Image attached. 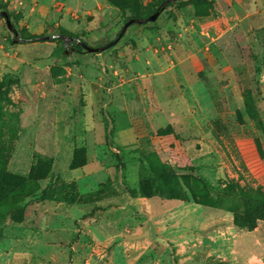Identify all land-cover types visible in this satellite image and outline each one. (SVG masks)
<instances>
[{
    "label": "rangeland",
    "instance_id": "rangeland-1",
    "mask_svg": "<svg viewBox=\"0 0 264 264\" xmlns=\"http://www.w3.org/2000/svg\"><path fill=\"white\" fill-rule=\"evenodd\" d=\"M156 1L0 0V264H264V0L44 39Z\"/></svg>",
    "mask_w": 264,
    "mask_h": 264
},
{
    "label": "trees",
    "instance_id": "trees-1",
    "mask_svg": "<svg viewBox=\"0 0 264 264\" xmlns=\"http://www.w3.org/2000/svg\"><path fill=\"white\" fill-rule=\"evenodd\" d=\"M163 0H158L156 1L155 3H152L146 11L142 12L140 11L137 7L135 6H131L129 9L131 11V14L130 15H125L123 13L122 15V18L124 20V23L129 19V18H132V17H139V18H145L149 15H151L152 13H154L158 8H161V3H162ZM184 0H176L174 2H171L167 5L166 9L179 3V2H182ZM196 1H202V0H196ZM5 9V8H4ZM2 7H0V11L4 10ZM126 8H122L123 12L125 11ZM156 21V20H155ZM153 21V22H155ZM147 23H152V22H147ZM120 32V31H119ZM119 32L117 33L116 37L118 36ZM57 33H63V34H66V35H71V36H79L80 38H82V35L78 34V33H73V32H70L68 30H66L65 28H59L58 29V32ZM57 33H54V34H57ZM24 39L28 40V39H32V38H36V37H41V36H37V35H34V36H25L23 33H21V35ZM114 38V39H115ZM52 41H57L58 42V47L54 50V52L52 53V57L55 58L56 56H65L66 55V45L64 43V41L62 40V38H59V37H56V38H53L51 37L50 38ZM113 40V39H112ZM121 40V38L116 42V44ZM111 41V40H110ZM109 41V42H110ZM116 44L112 45L111 47H114ZM72 46H74V49H79L80 51H83L85 50L80 44L78 43H74ZM110 47V48H111ZM96 54V53H94ZM14 81L13 77L11 76H8V77H5L3 80L0 81V102L6 97L7 93H8V89H9V86L10 84ZM116 155L118 156V154L116 153ZM119 157V156H118ZM220 192H224L225 190H218ZM241 196H244V198H246L248 192L247 190L246 191H243L240 193ZM259 195V200L261 202V204L263 205V208H264V196L263 195H260L259 193H257ZM182 195H178V196H173V198H181ZM250 198H251V194H250Z\"/></svg>",
    "mask_w": 264,
    "mask_h": 264
},
{
    "label": "water",
    "instance_id": "water-1",
    "mask_svg": "<svg viewBox=\"0 0 264 264\" xmlns=\"http://www.w3.org/2000/svg\"><path fill=\"white\" fill-rule=\"evenodd\" d=\"M174 1H176V0H163L161 3V8H158L154 13H152L151 15H149L145 18H139V17L129 18L123 24L117 38H115V39L111 40L110 42H107L106 44H103V45L92 46L77 35L71 36V35H66L63 33H57V34H51L48 36H44V39H50L51 37H53V38L59 37V38H62V40L64 41L66 46L67 45H73L74 43H78L86 51H88L90 53H100V52L110 48L112 45L116 44V42L124 36L125 32L127 31L128 27L130 25H132L134 23L144 24L147 22H153V21L157 20L159 18V16L161 15V13L166 9L167 5L171 2H174ZM0 15L5 18L8 27L16 34L17 37L15 38V41L23 40L24 38L19 35L18 29L16 28V26L13 24V22L11 20L10 13L7 10H2V11H0ZM71 49H74V46H71ZM69 51L70 50L67 49L66 54Z\"/></svg>",
    "mask_w": 264,
    "mask_h": 264
}]
</instances>
